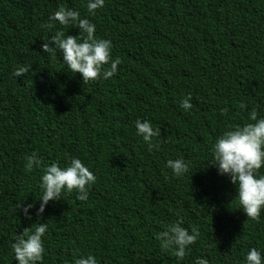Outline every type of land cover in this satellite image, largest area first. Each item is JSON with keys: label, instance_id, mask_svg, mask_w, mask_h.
I'll return each mask as SVG.
<instances>
[{"label": "trees", "instance_id": "obj_1", "mask_svg": "<svg viewBox=\"0 0 264 264\" xmlns=\"http://www.w3.org/2000/svg\"><path fill=\"white\" fill-rule=\"evenodd\" d=\"M86 3L0 0V264H17L13 237L37 223L47 224L42 264L87 253L98 264H243L250 247L264 256V211L248 219L230 202L229 177L205 167L218 135L251 122L253 110L264 116V0H104L94 16ZM61 6L112 42L121 63L111 78L84 83L62 50L44 51L55 33L41 25ZM55 27L80 34L71 22ZM137 119L156 131L151 150ZM33 153L40 165L29 171ZM72 157L96 177L88 198L62 191L38 214L45 166ZM177 158L183 177L166 167ZM178 219L199 232L181 261L154 237Z\"/></svg>", "mask_w": 264, "mask_h": 264}, {"label": "clouds", "instance_id": "obj_2", "mask_svg": "<svg viewBox=\"0 0 264 264\" xmlns=\"http://www.w3.org/2000/svg\"><path fill=\"white\" fill-rule=\"evenodd\" d=\"M104 6V0H87L86 8L89 15ZM71 22L80 29L77 36L66 35L56 30L55 25L67 26ZM42 29L54 31L51 41L43 45L45 52L56 56L55 50L61 51L63 65L71 73H79L84 83L99 79L111 78L117 72V65L121 63L119 57H112V42L95 35L96 26L87 18H81L78 11L72 8L59 7L48 21L41 25ZM110 65L109 67H104ZM28 71V66H21L12 72L14 77H20ZM180 107L187 111L192 105L190 95L180 100ZM251 122L225 130L218 135L210 149V158L206 166L216 168L218 175H227L235 186V195L230 200L246 214L250 220H258L264 211V116L258 117L253 110L249 113ZM135 133L144 143L147 142L149 150L153 148L152 138L156 131L148 120L134 121ZM25 169L31 170L33 164L39 168L40 161L35 153L25 157ZM166 167L171 169L174 177H183L188 170L187 163L182 158L168 159ZM96 177L92 171L78 157L70 158L63 167L53 162L45 166L40 176L38 214L44 211L49 200L58 197L62 191L77 193V198L86 200L88 190L95 183ZM32 205L29 204L28 208ZM27 213V208L24 209ZM47 232L46 223H37L30 229H25L20 235L14 236L10 244L13 258L17 264H42L44 258V237ZM199 232L196 228L182 226L180 220L168 223L162 231L154 233L162 249L172 250L178 261L183 260L190 246L197 240ZM72 264H98L97 258L91 254L73 256ZM192 264H210L209 259L197 256ZM243 264H264V256L256 247L248 248L243 256Z\"/></svg>", "mask_w": 264, "mask_h": 264}]
</instances>
